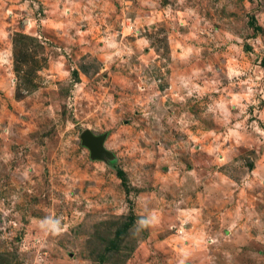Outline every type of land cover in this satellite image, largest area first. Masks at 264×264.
<instances>
[{
    "label": "rangeland",
    "instance_id": "rangeland-1",
    "mask_svg": "<svg viewBox=\"0 0 264 264\" xmlns=\"http://www.w3.org/2000/svg\"><path fill=\"white\" fill-rule=\"evenodd\" d=\"M0 264H264V0H0Z\"/></svg>",
    "mask_w": 264,
    "mask_h": 264
},
{
    "label": "water",
    "instance_id": "water-1",
    "mask_svg": "<svg viewBox=\"0 0 264 264\" xmlns=\"http://www.w3.org/2000/svg\"><path fill=\"white\" fill-rule=\"evenodd\" d=\"M82 139L85 143H87L88 145L92 144L95 142V140L93 138L90 137V135L85 132L83 135H82ZM95 144V143H94Z\"/></svg>",
    "mask_w": 264,
    "mask_h": 264
},
{
    "label": "trees",
    "instance_id": "trees-1",
    "mask_svg": "<svg viewBox=\"0 0 264 264\" xmlns=\"http://www.w3.org/2000/svg\"><path fill=\"white\" fill-rule=\"evenodd\" d=\"M120 176L122 175V174H119Z\"/></svg>",
    "mask_w": 264,
    "mask_h": 264
}]
</instances>
